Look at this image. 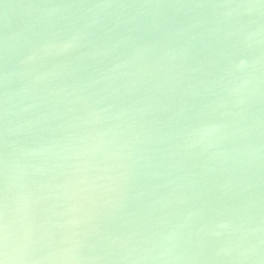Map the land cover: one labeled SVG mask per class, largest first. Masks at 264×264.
Wrapping results in <instances>:
<instances>
[{"label": "water", "instance_id": "95a60500", "mask_svg": "<svg viewBox=\"0 0 264 264\" xmlns=\"http://www.w3.org/2000/svg\"><path fill=\"white\" fill-rule=\"evenodd\" d=\"M0 264H264V0H0Z\"/></svg>", "mask_w": 264, "mask_h": 264}, {"label": "snow or ice", "instance_id": "6c2138e0", "mask_svg": "<svg viewBox=\"0 0 264 264\" xmlns=\"http://www.w3.org/2000/svg\"><path fill=\"white\" fill-rule=\"evenodd\" d=\"M6 239V237L4 236V227L2 224H0V241Z\"/></svg>", "mask_w": 264, "mask_h": 264}]
</instances>
